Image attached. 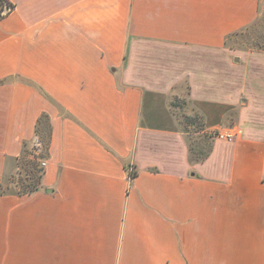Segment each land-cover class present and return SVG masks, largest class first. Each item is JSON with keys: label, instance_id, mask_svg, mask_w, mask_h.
I'll return each mask as SVG.
<instances>
[{"label": "crops", "instance_id": "0c3cea01", "mask_svg": "<svg viewBox=\"0 0 264 264\" xmlns=\"http://www.w3.org/2000/svg\"><path fill=\"white\" fill-rule=\"evenodd\" d=\"M6 2L0 177L43 120L49 143L39 187L0 194V264H264V51L229 43L262 0Z\"/></svg>", "mask_w": 264, "mask_h": 264}, {"label": "rangeland", "instance_id": "374dc122", "mask_svg": "<svg viewBox=\"0 0 264 264\" xmlns=\"http://www.w3.org/2000/svg\"><path fill=\"white\" fill-rule=\"evenodd\" d=\"M7 8L6 1L0 0V12H4ZM229 43L234 45L236 56H243V53L247 51H264V0H262V4L260 5L257 18L252 21L250 25L236 29L231 37H229ZM174 105L182 122V129L187 132L191 143L194 137H196L192 133L200 132V130L204 128L202 127V120L198 114L193 111L190 103L185 97L175 99ZM42 125L44 128L39 136L41 142L40 146L34 147L35 149L26 147V153L23 155L25 156L24 159L36 161L41 170L35 172V168L27 163L26 165H20L19 160L12 161L9 169L0 177V192L20 195V192H25V185H38L39 187L41 177L38 178V173L41 172L42 176L44 166H42L41 163L46 157L43 148L45 145H48L49 141L48 122L43 120ZM210 131L212 130L201 132L199 137H197L196 141L200 144L195 143L196 148H194L195 150H193L192 156H194V154L195 156H197V154H199V156H205L208 152L214 141Z\"/></svg>", "mask_w": 264, "mask_h": 264}, {"label": "built area", "instance_id": "2783aa9c", "mask_svg": "<svg viewBox=\"0 0 264 264\" xmlns=\"http://www.w3.org/2000/svg\"><path fill=\"white\" fill-rule=\"evenodd\" d=\"M212 138L224 141H234L238 135V129L235 127H229L225 129H212L210 131ZM42 166L45 162L41 163Z\"/></svg>", "mask_w": 264, "mask_h": 264}, {"label": "trees", "instance_id": "16d2710c", "mask_svg": "<svg viewBox=\"0 0 264 264\" xmlns=\"http://www.w3.org/2000/svg\"><path fill=\"white\" fill-rule=\"evenodd\" d=\"M2 13H3V11L0 12V16H1ZM48 143H49V141H48ZM43 149H44V153L47 154L48 145H45V147ZM24 153H26V149L23 150L22 155H20L18 157V159H17V160H19L20 165H24V164L26 165V163H27V164L31 165L33 168H35V172H37L38 170H41L40 166L36 163V161L24 159L25 158V156H23ZM39 177H41V172L38 173V178ZM25 186H26L25 187V192H20V194L32 192V191L36 190L37 187H38V185H36V186H33V185H25ZM0 194H6V193L0 192Z\"/></svg>", "mask_w": 264, "mask_h": 264}]
</instances>
